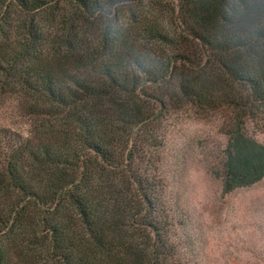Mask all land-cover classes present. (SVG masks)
<instances>
[{
  "label": "trees",
  "instance_id": "obj_1",
  "mask_svg": "<svg viewBox=\"0 0 264 264\" xmlns=\"http://www.w3.org/2000/svg\"><path fill=\"white\" fill-rule=\"evenodd\" d=\"M0 264H176L158 158L218 119L224 192L264 177V0H0Z\"/></svg>",
  "mask_w": 264,
  "mask_h": 264
},
{
  "label": "rangeland",
  "instance_id": "obj_2",
  "mask_svg": "<svg viewBox=\"0 0 264 264\" xmlns=\"http://www.w3.org/2000/svg\"><path fill=\"white\" fill-rule=\"evenodd\" d=\"M12 98L0 104V128L27 127ZM246 132L264 143V115ZM226 137L218 119L183 116L169 129L158 158L176 264H264V177L224 192L219 162Z\"/></svg>",
  "mask_w": 264,
  "mask_h": 264
}]
</instances>
